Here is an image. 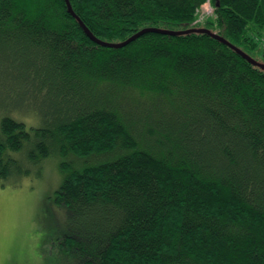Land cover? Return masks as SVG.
<instances>
[{"label":"trees","instance_id":"16d2710c","mask_svg":"<svg viewBox=\"0 0 264 264\" xmlns=\"http://www.w3.org/2000/svg\"><path fill=\"white\" fill-rule=\"evenodd\" d=\"M68 1L103 42L204 28L264 64V0H209L202 25L208 0ZM0 94V182L52 154L92 162L55 193L70 264H264V70L227 44L104 47L64 0H0Z\"/></svg>","mask_w":264,"mask_h":264},{"label":"rangeland","instance_id":"374dc122","mask_svg":"<svg viewBox=\"0 0 264 264\" xmlns=\"http://www.w3.org/2000/svg\"><path fill=\"white\" fill-rule=\"evenodd\" d=\"M195 23L213 18L209 0L197 11ZM256 58L264 62V35L256 39ZM0 94V119L5 105ZM29 123L34 118H25ZM23 152H10L20 159ZM102 158L101 160H103ZM90 158L74 154H52L34 164L20 179L11 177L0 182V264H70L59 252L58 243L65 234V208L55 202V193L71 170L80 169Z\"/></svg>","mask_w":264,"mask_h":264},{"label":"water","instance_id":"95a60500","mask_svg":"<svg viewBox=\"0 0 264 264\" xmlns=\"http://www.w3.org/2000/svg\"><path fill=\"white\" fill-rule=\"evenodd\" d=\"M67 6V9L70 13V15L76 19L78 21V23L80 24V26L82 27L85 35L91 39L92 41H94L95 43L102 45L104 47H110V48H121L125 45H127L128 43H130L131 41L135 40L136 38L142 36L143 34L146 33H158V34H163V35H172V36H176V35H181L187 32H200V33H206L209 35L214 36L215 38H217L218 40L222 41L224 44H227L229 47H231L232 49H234L242 58H244L245 60H247L249 63H251L252 65L261 68L262 70H264V64L259 63L257 61H255L254 59H252L250 56H248L247 54L243 53L242 51H240L239 49H237L236 47L232 46L231 44H229L227 41L223 40L222 38H220L219 36H215L213 33H211L210 31H208L207 29L204 28H200V29H192L189 31H168V30H161L158 28H146V29H142L139 32H137L136 34L132 35L130 38H128L127 40L121 42V43H107V42H103L98 40L96 37H94V35L88 30V28L80 21V19L74 14V12L71 9L70 3L68 0H64ZM216 5H219L218 2L216 3Z\"/></svg>","mask_w":264,"mask_h":264}]
</instances>
